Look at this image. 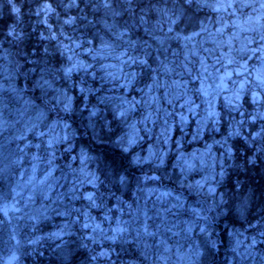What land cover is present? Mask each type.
Listing matches in <instances>:
<instances>
[{"label":"clouds","instance_id":"obj_1","mask_svg":"<svg viewBox=\"0 0 264 264\" xmlns=\"http://www.w3.org/2000/svg\"><path fill=\"white\" fill-rule=\"evenodd\" d=\"M0 264H264V0H0Z\"/></svg>","mask_w":264,"mask_h":264}]
</instances>
